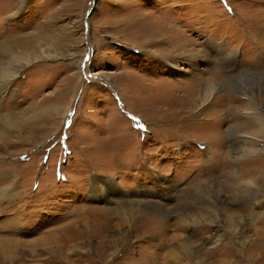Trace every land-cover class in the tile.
Segmentation results:
<instances>
[{"label": "rangeland", "instance_id": "1", "mask_svg": "<svg viewBox=\"0 0 264 264\" xmlns=\"http://www.w3.org/2000/svg\"><path fill=\"white\" fill-rule=\"evenodd\" d=\"M27 64L0 264H264V0H0V78Z\"/></svg>", "mask_w": 264, "mask_h": 264}, {"label": "bare ground", "instance_id": "2", "mask_svg": "<svg viewBox=\"0 0 264 264\" xmlns=\"http://www.w3.org/2000/svg\"><path fill=\"white\" fill-rule=\"evenodd\" d=\"M50 58V55L49 54H47V55H43V56H36V57H34V58H32V62H34V61H36V60H41V59H49ZM30 61V60H29ZM29 61H28V63H29ZM167 65L168 66H170V67H173V65L172 64H170V63H167ZM25 66H28V64L27 65H24V66H20L19 68H17V69H15L16 67H13L12 69H13V71H9L7 74H5L6 76H3V77H1L0 78V91H2V89L4 90L5 88H7V85H8V83H10V80L11 79H13L14 77H16V76H18V73L20 72V71H22L24 68H25ZM174 68V67H173ZM176 69V68H175ZM11 73H14V75H11ZM4 78V79H3ZM5 81V82H2L3 80ZM10 79V80H9ZM204 95H203V97L205 98L204 99V102H208L210 99H211V96H212V92L211 91H209V89H204ZM69 110H70V108H68V110H67V114H68V112H69ZM248 115H252L253 117H251V120L254 122V123H249L248 125L249 126H252V124H256V126L259 128V130L258 131H256V132H254V133H245L246 134V136L244 135L243 137H240V136H238L237 134H234L232 137H235V138H237V137H240V138H242L245 142V145L246 144H255V143H257V142H261V139L260 138H263L264 139V118L260 115V113H258V112H251V113H249ZM147 122H148V120H147ZM183 122V121H182ZM239 131V130H238ZM260 131V133H261V135L262 136H256V133L257 132H259ZM239 133V132H238ZM237 135V136H236ZM250 150V149H249ZM253 153L255 154V152L253 151ZM239 155V154H238ZM4 171L2 170V168L0 167V195L1 196H3V197H5V195H6V191H4L3 189H2V185H3V182L5 181V179L3 178V176H5L4 175ZM201 209V208H200ZM117 213H121L119 210H115ZM116 213V214H117ZM115 214V215H116ZM257 215V214H256ZM126 220H128V218H126ZM122 222V221H121ZM139 223V222H138ZM121 227V225H119V227H117L116 229H119ZM137 227H138V224L136 225V229H137ZM130 229H131V227H130ZM125 235L123 234V235H121V238H122V240L124 241L125 240Z\"/></svg>", "mask_w": 264, "mask_h": 264}]
</instances>
